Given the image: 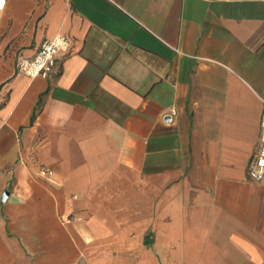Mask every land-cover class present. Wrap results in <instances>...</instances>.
I'll return each instance as SVG.
<instances>
[{"label":"crops","instance_id":"crops-1","mask_svg":"<svg viewBox=\"0 0 264 264\" xmlns=\"http://www.w3.org/2000/svg\"><path fill=\"white\" fill-rule=\"evenodd\" d=\"M263 104L264 0H5L0 264H264Z\"/></svg>","mask_w":264,"mask_h":264},{"label":"built area","instance_id":"built-area-1","mask_svg":"<svg viewBox=\"0 0 264 264\" xmlns=\"http://www.w3.org/2000/svg\"><path fill=\"white\" fill-rule=\"evenodd\" d=\"M5 5L0 6V16L2 14ZM69 48L68 38L61 34H55L50 39H45L39 45L35 54L31 58L19 56L16 62L17 71L25 74L26 76L32 77H47L54 65L57 55L61 52H66ZM174 110H170L168 114H173ZM41 175L50 174V170L47 168L40 169ZM264 174V104L260 119V127L257 137L256 146L254 152L247 165V176L252 181L261 180Z\"/></svg>","mask_w":264,"mask_h":264},{"label":"trees","instance_id":"trees-1","mask_svg":"<svg viewBox=\"0 0 264 264\" xmlns=\"http://www.w3.org/2000/svg\"><path fill=\"white\" fill-rule=\"evenodd\" d=\"M38 109H39V101H38V104H37V106L35 107V109L33 111V114L31 116V118H34V116H35L36 112L38 111Z\"/></svg>","mask_w":264,"mask_h":264},{"label":"snow or ice","instance_id":"snow-or-ice-1","mask_svg":"<svg viewBox=\"0 0 264 264\" xmlns=\"http://www.w3.org/2000/svg\"><path fill=\"white\" fill-rule=\"evenodd\" d=\"M4 0H0V6H3Z\"/></svg>","mask_w":264,"mask_h":264}]
</instances>
